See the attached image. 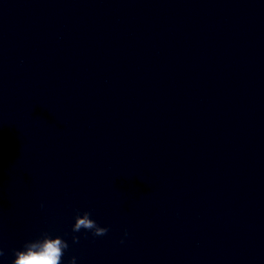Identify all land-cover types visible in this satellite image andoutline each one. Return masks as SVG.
<instances>
[{
  "label": "water",
  "instance_id": "1",
  "mask_svg": "<svg viewBox=\"0 0 264 264\" xmlns=\"http://www.w3.org/2000/svg\"><path fill=\"white\" fill-rule=\"evenodd\" d=\"M42 232L62 264H264V0H0V264Z\"/></svg>",
  "mask_w": 264,
  "mask_h": 264
},
{
  "label": "clouds",
  "instance_id": "2",
  "mask_svg": "<svg viewBox=\"0 0 264 264\" xmlns=\"http://www.w3.org/2000/svg\"><path fill=\"white\" fill-rule=\"evenodd\" d=\"M71 228L73 233L84 229L97 237L104 236L108 232V228L98 225L86 210L74 216ZM72 241L74 244L79 243V237L73 235ZM68 247V242L60 236L42 232L37 238L24 241L22 247L12 249L9 264H62V258ZM4 256L5 252L0 248V258ZM67 264H76V257L70 256Z\"/></svg>",
  "mask_w": 264,
  "mask_h": 264
}]
</instances>
